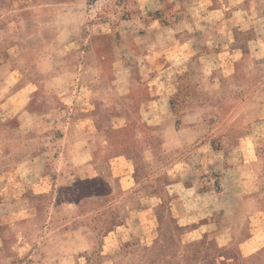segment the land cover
I'll list each match as a JSON object with an SVG mask.
<instances>
[{
    "label": "crops",
    "instance_id": "crops-1",
    "mask_svg": "<svg viewBox=\"0 0 264 264\" xmlns=\"http://www.w3.org/2000/svg\"><path fill=\"white\" fill-rule=\"evenodd\" d=\"M50 7L58 24L35 47L20 43L27 19L16 13L0 47V125L17 121V135L0 128V264H82L95 246L102 264L130 246L145 264H264V177L247 176L248 127L264 121V0ZM101 114L114 134L146 129L134 131L147 134L143 185L100 157L111 136ZM237 118L246 129L228 132ZM165 239L186 256L228 249L176 258Z\"/></svg>",
    "mask_w": 264,
    "mask_h": 264
},
{
    "label": "rangeland",
    "instance_id": "rangeland-1",
    "mask_svg": "<svg viewBox=\"0 0 264 264\" xmlns=\"http://www.w3.org/2000/svg\"><path fill=\"white\" fill-rule=\"evenodd\" d=\"M22 2V4H19V2ZM57 0H0V47L4 48L5 45H7L3 41V36L6 34L7 29L13 28L11 25H9V22L11 20H14L15 13L24 15V18L27 19V30L28 34L21 38L20 43L29 48L35 47L36 44L41 41V37L48 35L52 32L51 28H54L56 24H58L57 17L55 12L51 9L50 6ZM99 4L100 2H103V0H98ZM44 14V16H42ZM15 22V21H13ZM92 24H89L88 27H91ZM13 26V25H12ZM94 30L97 31V27ZM6 30V31H5ZM23 56H27L30 58L31 51L23 53ZM26 60V58H25ZM189 96H182L181 98H185ZM240 99L237 97H233L230 101V104H225V109H229L232 106H239ZM231 110V109H230ZM239 109L235 110V114H239ZM218 121V122H217ZM223 120L218 119L215 120L214 127L218 128L217 136H221V134L224 132L222 129L226 128V123H221ZM9 126H11L9 128ZM8 128L11 129L13 134L17 135V121L11 120L7 121V123H4L0 125V128ZM96 127L102 131H109L110 128L113 129V126L110 125V122L103 118V114L99 115V117L96 119ZM139 127L141 131L146 132V129L143 128V126L140 124L136 126L135 124H129L127 126H116L115 134L109 131L110 133V139L107 142V144H103L102 142V148L99 151V155L101 158H103L105 161H110L112 163L113 170L115 174L117 175H125L126 177H130L132 175L136 176L137 183L143 185L145 183V178L149 175L148 167L146 166L144 162V149H145V141L147 134L144 133V137L138 138L135 134V129ZM248 133L251 135L252 139V146L254 148L255 158L252 163L251 171L247 174L250 178H256V177H264V121L259 123H255L254 125L248 127ZM246 128L243 127L242 121L237 118L234 123L230 125V129L228 132L230 133H238L242 130H245ZM221 132V133H220ZM218 133H220L218 135ZM15 139H19V136H16ZM0 155H2V152L0 151ZM122 155L123 158L127 160V162H124V164L128 165H122L118 166L115 163V160L112 159L116 156ZM236 160L239 159L238 155L234 157ZM158 168L155 167V173L158 171ZM103 202V201H102ZM102 211H101V217L100 219H96L100 222V224L97 222V225L103 228V203L101 204ZM111 215V214H110ZM108 216L109 224L112 226L113 224H117L119 220H117V217L114 215ZM195 220V219H194ZM193 220V221H194ZM196 221V220H195ZM109 225H104V228H110ZM102 233H103V229ZM166 237V236H165ZM166 241V239H165ZM167 246H164V248H171L173 250V254H175L174 257L176 258H213L215 255H222L224 251L228 249L227 245L222 244L223 248L217 249L213 243H211L207 248H205V252L202 249H196L192 254L186 256L182 253V248L177 245L171 243L169 240L166 241ZM100 245V241H99ZM95 246L94 249L87 252L83 258H82V264H102L103 256L99 254V249ZM122 251L119 252V258L120 262H115L117 255L113 256L114 258L112 260L113 264H145L144 258H142V255L139 253V250L133 249L130 247H125L121 249ZM103 251V249H101ZM158 253L156 252V255ZM158 257V255H157ZM157 258H153L151 260V264L156 263ZM192 264V263H191Z\"/></svg>",
    "mask_w": 264,
    "mask_h": 264
}]
</instances>
